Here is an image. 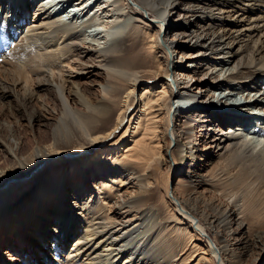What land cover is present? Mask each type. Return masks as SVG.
Segmentation results:
<instances>
[{"label": "bare ground", "instance_id": "bare-ground-1", "mask_svg": "<svg viewBox=\"0 0 264 264\" xmlns=\"http://www.w3.org/2000/svg\"><path fill=\"white\" fill-rule=\"evenodd\" d=\"M1 236L0 264H264V0H0Z\"/></svg>", "mask_w": 264, "mask_h": 264}, {"label": "rangeland", "instance_id": "rangeland-1", "mask_svg": "<svg viewBox=\"0 0 264 264\" xmlns=\"http://www.w3.org/2000/svg\"><path fill=\"white\" fill-rule=\"evenodd\" d=\"M71 6H72V5H71ZM92 6H94V5H92ZM92 6H91V7H92ZM93 8H94V7H93ZM31 16H32V15H31ZM90 16H91V15H90ZM30 19H32V17H31ZM102 26H104V25H102ZM97 27L102 28V27H100V26H97ZM171 56L173 57V62H174V63H176V61L179 60V56H177L176 54L171 53ZM172 57H171V58H172ZM192 63H193L192 60H188V61L186 62L187 65H190V64H192ZM179 64H181V61H180V62L178 61V65H179ZM217 92H218V91H217ZM139 93H140V91H139ZM139 93H138V94H139ZM211 93H212V91L209 92V94H211ZM244 97H245V96H244ZM242 101H243V99H242ZM247 109H248V108H247ZM247 109H246L245 111H247ZM250 110H252V108H249V109H248V111H250ZM24 129H25V128H24ZM23 133H25V130L23 131ZM26 133L28 134V132H26ZM260 139H261V138H260ZM261 140H262V139H261ZM200 148H202V146H200ZM171 176H173V173H171ZM3 239H4V237L1 236L0 240L3 241ZM4 240H5V239H4ZM2 243H3V245H6L8 242L5 240V241H3ZM236 245H237V244H236ZM5 247H6V246H5ZM237 247H239V246H237Z\"/></svg>", "mask_w": 264, "mask_h": 264}]
</instances>
